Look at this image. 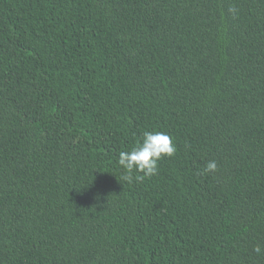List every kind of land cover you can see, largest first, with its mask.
Listing matches in <instances>:
<instances>
[{
    "label": "trees",
    "instance_id": "16d2710c",
    "mask_svg": "<svg viewBox=\"0 0 264 264\" xmlns=\"http://www.w3.org/2000/svg\"><path fill=\"white\" fill-rule=\"evenodd\" d=\"M145 131L176 154L129 182ZM256 246L264 0H0V264H264Z\"/></svg>",
    "mask_w": 264,
    "mask_h": 264
},
{
    "label": "clouds",
    "instance_id": "9594fccd",
    "mask_svg": "<svg viewBox=\"0 0 264 264\" xmlns=\"http://www.w3.org/2000/svg\"><path fill=\"white\" fill-rule=\"evenodd\" d=\"M233 13L237 10L230 9ZM176 154V145L173 138L162 131H145L143 139L128 151L119 153L118 165L124 170V179L131 182L151 178L158 174L159 162L164 158H171ZM218 169L217 162L210 160L204 167L205 173H214ZM136 173L135 177L133 174ZM255 251L260 254V246Z\"/></svg>",
    "mask_w": 264,
    "mask_h": 264
}]
</instances>
